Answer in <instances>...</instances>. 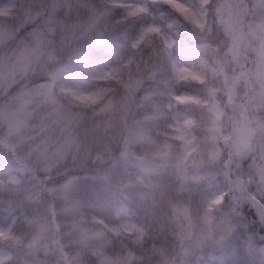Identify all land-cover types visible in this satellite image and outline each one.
Segmentation results:
<instances>
[{
    "label": "clouds",
    "instance_id": "1",
    "mask_svg": "<svg viewBox=\"0 0 264 264\" xmlns=\"http://www.w3.org/2000/svg\"><path fill=\"white\" fill-rule=\"evenodd\" d=\"M0 264H264V0H0Z\"/></svg>",
    "mask_w": 264,
    "mask_h": 264
}]
</instances>
